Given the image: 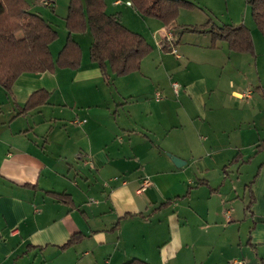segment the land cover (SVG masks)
Segmentation results:
<instances>
[{"label": "crops", "instance_id": "0c3cea01", "mask_svg": "<svg viewBox=\"0 0 264 264\" xmlns=\"http://www.w3.org/2000/svg\"><path fill=\"white\" fill-rule=\"evenodd\" d=\"M184 1L193 6L153 30L138 70L108 66L104 80L87 30L71 34L75 68L0 86V264H264V36L241 22L252 48L230 50L200 29L230 23L210 16L185 22L204 40L176 36L182 10L214 13L213 2ZM39 3L29 10L56 30L55 61L66 13L58 41ZM121 4L106 0L105 11Z\"/></svg>", "mask_w": 264, "mask_h": 264}, {"label": "trees", "instance_id": "16d2710c", "mask_svg": "<svg viewBox=\"0 0 264 264\" xmlns=\"http://www.w3.org/2000/svg\"><path fill=\"white\" fill-rule=\"evenodd\" d=\"M142 16L152 17L162 24L175 20L180 8L193 5L184 0H129ZM255 26L264 36V0H246ZM67 36L53 61L49 44L57 37L54 30L38 13L29 10L28 0H0V86L9 89L24 72L52 71L55 68H75L80 62L79 44L73 33L89 31L92 41L89 58L96 62L104 80L112 74L122 75L139 69L141 59L151 46L144 36L127 28L119 13L105 11L104 0H68L64 18ZM210 33L211 40H223L230 50H251V34L242 23H224L220 26L209 20L200 27ZM34 96L29 104L34 105ZM55 196V194H54ZM59 198L62 195L56 194ZM69 240L65 246L69 245ZM124 264H148L133 258Z\"/></svg>", "mask_w": 264, "mask_h": 264}, {"label": "rangeland", "instance_id": "374dc122", "mask_svg": "<svg viewBox=\"0 0 264 264\" xmlns=\"http://www.w3.org/2000/svg\"><path fill=\"white\" fill-rule=\"evenodd\" d=\"M104 1L106 2V0ZM121 1H122V4L117 8L119 12H121L119 14L120 18H121V15L123 14L124 21L128 25H130L133 28V30H136L142 33L147 43L151 45L154 42L153 35H152L154 32L153 30L159 27L160 25H162V23L155 18L142 16L137 11L136 12L138 14H135L133 9L125 4L126 0H121ZM207 1L213 2L212 6H214V9H213L214 13H211L212 11L210 12V9H206L204 7V4H206ZM228 1H229V6H230L229 10L226 9L224 0H196L195 1L196 4L202 9L205 8L206 12L204 11L201 12V10L198 9L196 10L195 14H188L187 11L182 10V14L180 15L179 21H178L179 23L182 22L180 24V30L174 29L173 33H175L177 36L178 32H180L181 30L184 32V29L187 28L188 26L186 25L188 23H185V22L203 23L209 18V16L214 20L217 19L221 22L226 21V22H230L231 24H234V22H237L235 24H239L241 22H244L246 24V23L251 22L253 26V21H252V17L250 13V6L247 4L246 0H228ZM53 2H54L53 9L47 8L43 4L39 3V9L38 7H36V10L39 11L45 17L47 18L52 17L53 19L55 18L56 21H58L57 25L55 24L54 28H56L58 31V36H59L58 41H59L60 38L63 39V36H64V33H63L64 28L62 24L59 22L60 21L59 16L65 15L66 10H67L68 0H53ZM193 8H195V6ZM258 33H259L258 34L259 37L262 39V36L259 31ZM189 34H190L189 32H184V37H186ZM189 37H193L195 39H202L203 37H209V36L208 34H203L202 37L199 35H192ZM82 42L84 43V38H82Z\"/></svg>", "mask_w": 264, "mask_h": 264}, {"label": "built area", "instance_id": "2783aa9c", "mask_svg": "<svg viewBox=\"0 0 264 264\" xmlns=\"http://www.w3.org/2000/svg\"><path fill=\"white\" fill-rule=\"evenodd\" d=\"M40 3L46 6L47 8H53V0H40ZM171 88L174 90V92L177 94L179 90V84L175 81L171 82ZM160 95L158 93L155 94V99H159ZM144 185L148 184V179H145L143 182ZM234 264H243L241 261H236Z\"/></svg>", "mask_w": 264, "mask_h": 264}, {"label": "water", "instance_id": "95a60500", "mask_svg": "<svg viewBox=\"0 0 264 264\" xmlns=\"http://www.w3.org/2000/svg\"><path fill=\"white\" fill-rule=\"evenodd\" d=\"M172 161L174 162L175 165H180V160L175 158V157H172Z\"/></svg>", "mask_w": 264, "mask_h": 264}]
</instances>
